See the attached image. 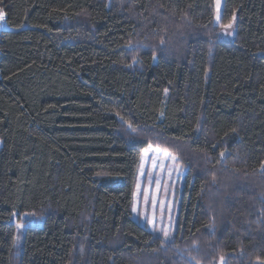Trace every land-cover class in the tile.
Listing matches in <instances>:
<instances>
[{
	"label": "trees",
	"instance_id": "obj_1",
	"mask_svg": "<svg viewBox=\"0 0 264 264\" xmlns=\"http://www.w3.org/2000/svg\"><path fill=\"white\" fill-rule=\"evenodd\" d=\"M0 5V264L264 260V0H224L230 41L214 0ZM149 144L188 169L172 246L133 218Z\"/></svg>",
	"mask_w": 264,
	"mask_h": 264
},
{
	"label": "rangeland",
	"instance_id": "obj_2",
	"mask_svg": "<svg viewBox=\"0 0 264 264\" xmlns=\"http://www.w3.org/2000/svg\"><path fill=\"white\" fill-rule=\"evenodd\" d=\"M223 6H224V0H219V11H217L216 0H214V7H215L214 25L217 27V36L223 40L230 41L233 40L236 35L237 15L235 14L236 17L235 21H232V19L230 21L232 23L231 28L221 27V25H227L230 23V22L227 24L222 23ZM0 9H2L4 12L3 6L0 5ZM217 15H219L220 17L219 21H217L216 19ZM2 23L4 25L7 24L5 20ZM228 32H231L232 35L231 36L227 35ZM169 145L173 146V143H169ZM148 146L146 148H148ZM152 146L157 147L154 145ZM186 147L187 146L185 145L183 149L179 147H177V149L180 152L184 151V155H186L188 153ZM160 148L162 150L165 149L163 147ZM166 149H168L171 153L176 155V153L171 149L169 148ZM144 150L141 152V156H140V163H139L138 174L134 187L133 200L136 198L135 196L136 185L137 183H139L141 191L147 192L149 198L155 200V209H153L152 206L149 205L147 210L145 211V208L143 206H140L138 207L137 211L144 213V215H137V213H134L132 211L133 218L137 220L141 225L147 226V228L150 230L152 225L148 224L146 221L152 219L153 215H155V220H156L155 226L157 228L170 230L171 234L174 235L177 226L176 225L177 214H178L177 211L181 201V196L184 189L186 175L188 171L187 166L183 162L182 163L180 162V170L176 171L175 166L171 162L165 160L164 157L157 155L156 156L157 167H153L152 164L153 154L151 153V151H149L148 158L142 161L141 157L144 155ZM142 164H143V172L145 173L144 176L140 175ZM160 164H164V168L159 167ZM169 168L173 169L171 175H169L168 172ZM150 179L152 181L151 184L149 183ZM157 180L159 181V185H157L156 183ZM238 182H241V180L238 179ZM230 190L234 192V187H231ZM13 220L14 222H16V224L23 223L24 228L29 224L39 223L40 221L39 219L35 218L34 215H30V214L27 215L21 214L19 216L15 214L13 216ZM24 228L19 229L18 232L21 233L24 230ZM260 261H264V260H256L254 264H260Z\"/></svg>",
	"mask_w": 264,
	"mask_h": 264
},
{
	"label": "snow or ice",
	"instance_id": "obj_3",
	"mask_svg": "<svg viewBox=\"0 0 264 264\" xmlns=\"http://www.w3.org/2000/svg\"><path fill=\"white\" fill-rule=\"evenodd\" d=\"M216 7H217V11H219V0H216ZM235 15H233L232 17V21H235ZM217 21H219L220 17L219 15H217ZM5 20V14L3 12L2 9H0V28L4 27V24L2 23ZM221 27L224 28H231L232 27V23L230 22L227 25H221ZM227 35L231 36L232 33L228 32ZM161 43H163V41H161ZM128 48L132 49L133 46L132 45H128ZM156 57L153 56V60H155ZM135 62V61H134ZM167 91V90H165ZM163 115V114H161ZM121 122L125 125V130L127 132V135L132 138V139H137L139 138L144 129L139 128V126H134L131 122L128 121H124L123 117H121ZM199 127V126H198ZM232 131L235 133L237 130L236 129H232ZM149 151H151V153L153 154L152 156V164L153 167H157L156 164V156H162L165 158V160L171 162L174 166H175V170L179 171L180 170V161L179 158L171 153L168 149H161L160 147H153L151 144H149L148 148H146L144 150V155L141 157L142 161L148 158V154ZM220 158L223 160L225 159V153L224 152H220ZM159 167L164 168V164H160ZM261 169L264 170V164L261 165ZM173 169L169 168L168 172L169 175H171ZM140 175L144 176L145 173L143 172V164L141 165V170H140ZM213 179H215V177H213ZM151 179L149 180V183L151 184ZM157 185H159V181H156ZM136 198L133 200V207H132V211L134 213H137V215H144V213L138 212L137 209L140 206H143L145 208V211L147 210L148 206L151 205L153 209H155V200L154 199H150L149 195L147 192H142L141 188H140V184L137 183L136 185V193H135ZM15 215V214H13ZM27 215V214H25ZM262 215H264V213H262ZM148 224L152 225L151 229H150V234L154 237V239H157L160 241L161 245H168V246H172L175 243V239L173 237V235L171 234L170 230L167 229H163V228H157L155 226L156 224V220H155V215H153L152 219L147 220L146 221ZM17 228L18 230L21 228H24V224L23 223H18L17 224ZM211 231L214 234V227L211 229ZM20 237L17 236L16 240L17 242L19 241ZM13 246L15 247L16 244L14 243ZM81 252H83V246H81ZM193 260L195 259L194 257L192 258ZM259 260V258H258ZM219 264H225L224 262V257L221 256L220 257V261ZM260 264H264V261H260Z\"/></svg>",
	"mask_w": 264,
	"mask_h": 264
},
{
	"label": "water",
	"instance_id": "obj_4",
	"mask_svg": "<svg viewBox=\"0 0 264 264\" xmlns=\"http://www.w3.org/2000/svg\"><path fill=\"white\" fill-rule=\"evenodd\" d=\"M17 31L16 29H13L9 26H4L3 28H0V33H3V32H15Z\"/></svg>",
	"mask_w": 264,
	"mask_h": 264
},
{
	"label": "bare ground",
	"instance_id": "obj_5",
	"mask_svg": "<svg viewBox=\"0 0 264 264\" xmlns=\"http://www.w3.org/2000/svg\"><path fill=\"white\" fill-rule=\"evenodd\" d=\"M7 25V24H6ZM8 26V25H7Z\"/></svg>",
	"mask_w": 264,
	"mask_h": 264
}]
</instances>
